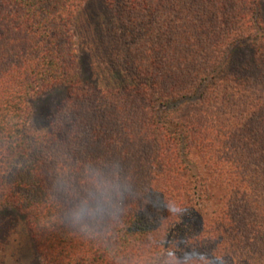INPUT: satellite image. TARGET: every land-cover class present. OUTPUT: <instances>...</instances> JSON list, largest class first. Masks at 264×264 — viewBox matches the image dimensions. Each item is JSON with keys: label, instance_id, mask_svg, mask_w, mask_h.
<instances>
[{"label": "trees", "instance_id": "16d2710c", "mask_svg": "<svg viewBox=\"0 0 264 264\" xmlns=\"http://www.w3.org/2000/svg\"><path fill=\"white\" fill-rule=\"evenodd\" d=\"M93 1L104 86L82 79L75 47ZM56 89L36 132L33 103ZM65 156L130 178L104 243L61 222ZM0 208L44 264H116L152 239L172 264H264V0H0Z\"/></svg>", "mask_w": 264, "mask_h": 264}, {"label": "clouds", "instance_id": "9594fccd", "mask_svg": "<svg viewBox=\"0 0 264 264\" xmlns=\"http://www.w3.org/2000/svg\"><path fill=\"white\" fill-rule=\"evenodd\" d=\"M62 159L65 168L56 175L51 193L60 206L61 222L83 239L104 243L119 223L125 201L135 195L130 178L118 163L88 162L74 170L70 157ZM173 246L181 250L179 242ZM169 251L167 247L157 249L152 239L134 255L117 256L116 264H172ZM109 252L115 254V249L110 247Z\"/></svg>", "mask_w": 264, "mask_h": 264}, {"label": "rangeland", "instance_id": "374dc122", "mask_svg": "<svg viewBox=\"0 0 264 264\" xmlns=\"http://www.w3.org/2000/svg\"><path fill=\"white\" fill-rule=\"evenodd\" d=\"M93 2L89 3L82 17H78L79 24L74 33L75 47L82 79H87L96 86H104L110 75L101 73L87 49L90 32L102 17L99 3ZM63 96L64 90L56 89L33 103L31 127L36 132L45 130L49 116ZM0 264H44L31 243L24 220L10 208H0Z\"/></svg>", "mask_w": 264, "mask_h": 264}]
</instances>
